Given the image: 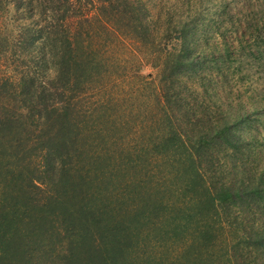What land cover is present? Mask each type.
<instances>
[{"label": "trees", "instance_id": "trees-1", "mask_svg": "<svg viewBox=\"0 0 264 264\" xmlns=\"http://www.w3.org/2000/svg\"><path fill=\"white\" fill-rule=\"evenodd\" d=\"M154 2L0 0V264H264V1Z\"/></svg>", "mask_w": 264, "mask_h": 264}, {"label": "rangeland", "instance_id": "rangeland-1", "mask_svg": "<svg viewBox=\"0 0 264 264\" xmlns=\"http://www.w3.org/2000/svg\"><path fill=\"white\" fill-rule=\"evenodd\" d=\"M168 3V6L172 5L175 0H166ZM232 5L230 8V12L239 9L242 7V5L245 3L244 0H232ZM264 1V0H263ZM262 3V1H260ZM155 5H159L158 0H155ZM259 4V3H258ZM150 5H153V2L150 3ZM260 5V4H259ZM12 6L6 7L5 9H0V31L2 29H6V26L9 28H13L14 31H16V27H19L17 25H21L20 23L14 21L12 17ZM257 8H254L253 11H251L252 19L249 20V22L255 24L256 22H262L264 14L261 13ZM235 44V43H234ZM238 45V43H237ZM249 41L246 39L241 40V50L244 51V54L246 55V58L240 63L236 64L235 61L231 60V68L236 69L237 72H242L241 75L247 76V75H253L251 77V80L247 83H249L251 89H256L259 91L261 89L264 91V55L260 56L259 61H256L257 56H254L251 50L248 49ZM250 51V52H248ZM234 55V54H233ZM232 55V56H233ZM236 58V56H235ZM238 60V58H237ZM241 61V59H239ZM4 68H1V73L4 72ZM150 72V69H145L144 74H147ZM5 78V76H3ZM263 120V119H262Z\"/></svg>", "mask_w": 264, "mask_h": 264}]
</instances>
